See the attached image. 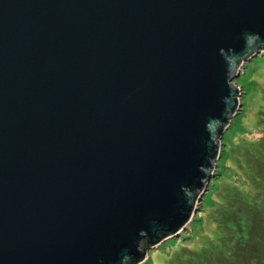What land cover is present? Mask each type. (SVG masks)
I'll return each instance as SVG.
<instances>
[{"label":"water","instance_id":"95a60500","mask_svg":"<svg viewBox=\"0 0 264 264\" xmlns=\"http://www.w3.org/2000/svg\"><path fill=\"white\" fill-rule=\"evenodd\" d=\"M264 48V0H0V264H139L195 212Z\"/></svg>","mask_w":264,"mask_h":264},{"label":"trees","instance_id":"16d2710c","mask_svg":"<svg viewBox=\"0 0 264 264\" xmlns=\"http://www.w3.org/2000/svg\"><path fill=\"white\" fill-rule=\"evenodd\" d=\"M222 135L190 235L164 239L145 264H264V110Z\"/></svg>","mask_w":264,"mask_h":264},{"label":"rangeland","instance_id":"374dc122","mask_svg":"<svg viewBox=\"0 0 264 264\" xmlns=\"http://www.w3.org/2000/svg\"><path fill=\"white\" fill-rule=\"evenodd\" d=\"M237 71V75L235 78H233V82L238 87V94L235 95V97L237 98L239 105L236 109V112L230 117L228 123L223 128L222 135L224 134V132L228 131L232 126L241 128L243 123L248 125V122H244L245 111L251 112V115H249L248 118V121L250 122L254 120L257 110H264V48L254 51L250 53V55H248L246 58H244L241 61ZM222 139L223 137H221V142ZM219 156L216 160L215 168ZM202 195L200 196V199L196 200L195 202L196 209L189 222L183 229L179 231L177 235L174 236L175 238H177L179 234L182 236L190 235V228L188 226L191 220H194V217L198 212V209L200 208L199 206ZM160 244L161 243L159 242L156 246ZM150 250L151 248L146 252V257L141 262H139V264H145L148 259Z\"/></svg>","mask_w":264,"mask_h":264}]
</instances>
